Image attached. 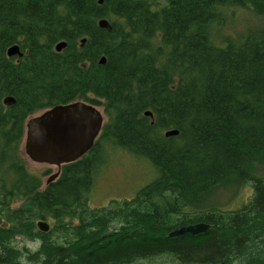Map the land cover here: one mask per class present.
I'll return each instance as SVG.
<instances>
[{"label":"trees","instance_id":"obj_1","mask_svg":"<svg viewBox=\"0 0 264 264\" xmlns=\"http://www.w3.org/2000/svg\"><path fill=\"white\" fill-rule=\"evenodd\" d=\"M247 7L264 14V0H0V264H264V177L254 171L264 159V28L217 43L227 12ZM16 44L19 61L7 56ZM76 101L108 120L43 188L20 152L26 122ZM106 147L143 158L155 176L132 199L94 208ZM245 185L252 196L239 208L212 202ZM199 223L203 234L170 236Z\"/></svg>","mask_w":264,"mask_h":264},{"label":"rangeland","instance_id":"obj_2","mask_svg":"<svg viewBox=\"0 0 264 264\" xmlns=\"http://www.w3.org/2000/svg\"><path fill=\"white\" fill-rule=\"evenodd\" d=\"M227 24L222 26L217 34V43L222 45L226 40H238L245 34H249L259 28H264V14L260 15L253 8L232 9L227 12ZM103 114L105 122L108 120L104 108L97 107ZM42 112L33 114L28 120L39 116ZM25 136V135H24ZM25 139V137H24ZM24 139L20 147V152L27 163L28 169L37 175L43 176V188L47 185L50 176L57 173V168L45 164L32 162L24 150ZM100 165L95 176L92 191L89 195L91 207L101 208L109 206L112 202L132 199L136 193L150 183L155 172L153 167L143 158H136L132 154L119 148L106 147L100 157ZM254 171L259 176L264 177V159L254 165ZM49 172L47 175L45 173ZM252 196V188L245 185L241 188H222L214 193L215 205L219 209L234 210L247 202ZM217 201V202H216ZM16 203L13 206H19ZM20 247H27L35 250L38 243L25 240L17 241ZM135 264H178L170 257L162 256L159 258L141 260Z\"/></svg>","mask_w":264,"mask_h":264},{"label":"water","instance_id":"obj_3","mask_svg":"<svg viewBox=\"0 0 264 264\" xmlns=\"http://www.w3.org/2000/svg\"><path fill=\"white\" fill-rule=\"evenodd\" d=\"M103 0H100L102 4ZM102 29L112 32V26L108 20L99 22ZM86 40L82 41L84 44ZM66 47L62 42L56 46L60 52ZM7 54L12 57L16 54L22 56L19 47L14 46L8 49ZM105 58L100 63L104 64ZM15 100L8 97L4 100L6 106L13 105ZM152 116L151 113H146ZM105 119L100 110L93 105L76 102L68 105H58L47 109L39 116L26 122L24 150L25 155L34 163L45 164L57 168V173L50 176L47 184L55 181L65 165L81 160L94 146L98 139ZM178 131H169L166 137L177 136ZM39 230L48 232L50 226L47 222H38ZM209 228L204 223L189 226L177 227L170 236L184 234L199 235Z\"/></svg>","mask_w":264,"mask_h":264},{"label":"flooded vegetation","instance_id":"obj_4","mask_svg":"<svg viewBox=\"0 0 264 264\" xmlns=\"http://www.w3.org/2000/svg\"><path fill=\"white\" fill-rule=\"evenodd\" d=\"M102 20H103V19H102ZM100 21H101V20H100ZM100 21H99V22H100ZM99 27H100V26H99ZM100 28H101V27H100ZM83 40H84V39H83ZM83 40H82V41H83ZM85 40H86V39H85ZM82 41H81V43H82ZM60 43H62V42H60ZM60 43H58V44H60ZM65 43H66V42H65ZM58 44H57V45H58ZM84 44H85V43H84ZM84 44H82L81 46L83 47ZM57 45H56V46H57ZM14 46H18V47H19V50H20V53L22 54V56H19L18 54L14 55V56H12V57H9L8 54H7V56H8L9 58H16V61H19L20 59L23 58L24 53L21 51V48H20L19 45L16 44V45H14ZM14 46H12V47H14ZM66 47H67V43H66ZM66 47H65V48H66ZM10 48H11V47H10ZM65 48H64V49H65ZM64 49H62L60 52H58V51L56 50V47H55V50H56L57 53H61ZM7 51H8V50H7ZM76 102H83V101H76ZM76 102H73V103H76ZM15 103H16V101H15ZM15 103H14V104H15ZM84 103H87V102H84ZM70 104H71V103H70ZM87 104H90V103H87ZM66 105H68V104H66ZM90 105H92V104H90ZM57 106H58V105H57ZM93 106H94V105H93ZM96 107H97V106H96ZM52 108H53V107H52ZM46 110H47V109H46ZM44 111H45V110H44ZM27 121H28V120H27Z\"/></svg>","mask_w":264,"mask_h":264},{"label":"bare ground","instance_id":"obj_5","mask_svg":"<svg viewBox=\"0 0 264 264\" xmlns=\"http://www.w3.org/2000/svg\"><path fill=\"white\" fill-rule=\"evenodd\" d=\"M171 131H174V130H171ZM168 132H169V131H168ZM166 133H167V132H166ZM166 133H165V134H166Z\"/></svg>","mask_w":264,"mask_h":264}]
</instances>
